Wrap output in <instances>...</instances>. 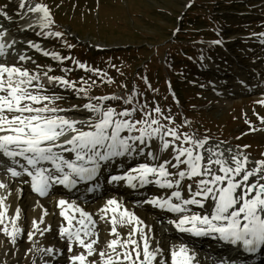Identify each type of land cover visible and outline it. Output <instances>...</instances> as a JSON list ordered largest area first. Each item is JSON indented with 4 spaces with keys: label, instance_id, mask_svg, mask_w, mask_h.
<instances>
[{
    "label": "snow or ice",
    "instance_id": "obj_1",
    "mask_svg": "<svg viewBox=\"0 0 264 264\" xmlns=\"http://www.w3.org/2000/svg\"><path fill=\"white\" fill-rule=\"evenodd\" d=\"M19 7L24 9L26 0H20ZM27 11L40 14L38 26L42 31L38 35L63 37L60 31H44L52 25V18L49 9L43 4L35 3L32 6L29 3ZM0 17L11 20L3 10H0ZM5 34V31L0 30V38ZM259 35L264 36V33ZM212 43L221 45L222 41L218 39ZM12 47L0 43V58L10 55ZM30 47L40 50L36 44H30ZM67 47L73 45L67 44ZM49 55V52H44V56ZM51 57L57 61L62 59L56 53H51ZM29 59L26 55H19L20 62ZM72 62L79 68L86 67L79 61ZM7 65V60H0V157L3 158L0 164L8 162L5 167L12 178L29 177L30 181L24 182L30 183L34 194L45 197L54 185L72 190L81 182L92 181L101 162L138 153L151 163H139L123 174L111 175L109 184L125 182L130 188L155 185L160 189H171L170 196L152 197L141 203L178 214L168 223L179 233L194 237L211 236L230 245H240L248 253H255L264 246V159L252 160L244 152L231 148L222 151L219 144L207 147V137L182 133L179 126H173L175 122L172 116L164 115L159 106L149 109L147 103L133 105L135 92L123 97H88L89 102L73 106L72 110L82 107L84 111L94 114L95 119H69L61 114L68 110L60 109L54 103L65 97L48 95L41 83H35L41 79L40 74L16 66V61H13L12 66ZM87 70L92 71L90 68ZM47 78L53 87L71 89L81 98L88 96L85 88H74L67 79L50 75ZM145 83H148L146 78ZM119 100L125 106L133 107L131 110L125 107L117 111L115 107L101 106V101ZM260 103L264 104V99ZM137 112L142 114L139 120L135 119ZM162 120L167 123H162ZM124 132L127 135L122 136ZM69 134L70 138L59 142L61 137ZM150 141L154 142V146L149 144ZM175 142H180V146H174ZM65 144L70 147H65ZM63 153H73L75 159H66ZM161 153H167L170 158H163ZM205 160L206 163H202ZM45 162L50 163L51 167H44ZM185 178L196 179L185 185L182 183ZM0 187L4 185L0 184ZM88 190L92 191L91 188ZM182 190H186L187 198L182 196ZM65 205L81 217L77 221L80 228H59L61 237L66 236L69 241V253H73L71 242L75 240L78 245L86 247L88 256H92L93 245L97 244V240L86 243L81 238V232L86 237L92 235L86 224V221L93 223L92 217L75 204H69L63 198L58 200L57 206ZM192 206L199 210H193ZM121 207L116 199H108L106 206L101 209L100 219L103 220L110 210L114 225L135 223L137 226L131 228L126 240L121 241L117 235L116 239L107 243L111 252L99 253L103 264H195L194 253L190 254L183 243L172 245L169 252L162 248L160 241L152 247L153 230L149 227L145 232L141 227L142 222L131 211L118 213ZM19 212L18 208L17 214ZM60 215L68 221L69 226L72 225L75 216L67 215L66 210H62ZM33 227H36L35 221ZM19 231L16 228L13 233H8L13 243ZM112 233L116 234L115 226ZM137 234L139 239H134L133 236ZM32 237L33 232L30 231L29 240ZM117 245L123 249L122 252H117ZM41 251L51 255L53 249ZM69 260L72 264H85L84 255L73 254Z\"/></svg>",
    "mask_w": 264,
    "mask_h": 264
},
{
    "label": "rangeland",
    "instance_id": "obj_2",
    "mask_svg": "<svg viewBox=\"0 0 264 264\" xmlns=\"http://www.w3.org/2000/svg\"><path fill=\"white\" fill-rule=\"evenodd\" d=\"M0 1L4 6L0 10L15 15L11 20L0 17L11 27L13 40L25 42L26 39L19 35L20 26H16L17 23L25 24L26 15L22 16L25 8L19 7L20 0ZM33 2H41L49 9L52 25L44 31H60L63 37L42 35V41H35L40 50L30 49L31 54L41 52L40 62L44 68L52 69L57 76L70 72L71 75L66 79L74 88H85L88 92V96L81 98L71 89L46 86L48 95L67 93L65 99L54 102L61 109L68 110L62 112V115L73 120H94V114H83L82 107L72 110L73 106L89 102L88 97H123L135 92L137 100L134 99L133 105L138 104L146 95L142 88L146 78L152 90L159 93L157 101L164 102L161 108L163 114L171 115L175 122L173 126H179L182 133L207 137L209 142L223 143L227 147L231 145L234 151H242L252 160L264 159V108L258 99L252 98L254 94L220 101L215 100L209 89L196 93L198 89L190 86L179 70L184 68L190 76L197 68L192 66L193 62L175 57L176 48L189 47L191 50L198 47L201 51L195 58L201 61L199 75L204 76L202 83L205 86V80L210 83L208 78L212 76L214 84L221 81L214 74L217 65L225 66V73L228 74L224 81L226 84L239 77L251 79L254 73L262 74L264 66L260 58L264 55L261 42L264 36L259 34L264 33V0H26V6ZM198 28L207 29L208 33L191 32ZM37 29L42 31L39 27ZM29 33L34 35L33 32ZM218 39L222 44L212 46V42ZM67 44L73 47L69 48ZM96 46L101 49H96ZM15 50L20 51V48ZM44 52L50 55L46 57ZM51 53H56L62 59L53 60ZM165 55L172 65H176L170 69V75L165 70ZM73 60L86 67L79 68L73 64ZM139 61L142 62V69L137 72L136 63ZM89 68L92 71H88ZM168 80L176 84L177 80L182 81L179 86L183 90L179 94L183 100L176 101L178 97L174 95L172 86L168 85ZM155 88L163 89L165 93ZM157 101L144 103H148L149 109H152L157 106ZM92 102L95 103V100ZM133 105L125 106L122 100L101 101L102 107H115L117 111L125 107L131 110ZM141 117L140 112L135 114V119ZM161 122L167 123L164 120ZM149 144L154 146L152 141ZM177 144L175 142L174 146ZM120 164L125 162L121 161ZM21 201L28 204H24V210L20 212L33 216L36 200L24 197ZM48 209L51 210L50 204ZM11 217L9 214L0 216V264H71L66 253L51 259L45 255L46 252L41 251L49 246L54 249L63 248V237L59 234L60 240L54 239L49 232V224L46 233L40 232L36 237L33 220L29 218L26 223H21L23 217H19L16 221L18 227L26 228L27 232L22 236L17 233L16 242L13 243L12 237L8 235L13 232L5 231ZM30 231L33 232L31 240L28 238ZM160 242L164 250L177 244L173 237L169 238L165 234L160 236ZM54 249L52 255L56 251ZM99 260L95 256L87 261L99 264Z\"/></svg>",
    "mask_w": 264,
    "mask_h": 264
},
{
    "label": "bare ground",
    "instance_id": "obj_3",
    "mask_svg": "<svg viewBox=\"0 0 264 264\" xmlns=\"http://www.w3.org/2000/svg\"><path fill=\"white\" fill-rule=\"evenodd\" d=\"M32 5V4H31ZM38 16H39V14H37ZM36 15V16H37ZM29 19V18H28ZM2 20L0 19V22H1ZM3 28H4V25H1ZM8 35L7 34H5V36L4 37H7ZM19 43H21L20 41H18ZM21 45H23V43H21ZM243 80H246L247 81V83L246 84H248V86H250V84H252V81H251V79H249L248 77H244L243 78ZM227 85H229V86H231L232 88L231 89H225V87L224 86H227ZM227 85H225L224 83H220V90H222L221 92H223V93H225V92H227V93H229L230 92V94H228V95H232L233 93H235V94H237V96H240V95H242L244 92H246L247 90H249V89H251L252 88V86H250V88L249 89H247V88H245V87H242V86H239L240 85V83L238 82V81H233V82H231L230 84H227ZM230 90H232V91H230ZM256 91H261V89H259L258 87H257V89H256ZM237 96H235V97H237ZM228 99V98H227ZM145 101H144V98H143V102H141V103H144ZM148 104V103H147ZM150 105L148 104V107H149ZM153 115H155L154 113H153ZM140 116H142V114L140 113ZM124 133H126V132H124ZM62 138V137H61ZM217 144H219L220 145V150H226V149H228V148H231V149H233V150H235L234 149V147H232L231 145L230 146H228L227 147V145H225V144H223V143H216V142H208V145H207V147H214L215 145H217ZM202 151V150H201ZM206 155V154H205ZM126 157H128L130 160H132L133 159V157H129V156H126ZM203 163H206V160L203 162ZM250 179H253V178H250ZM254 180V179H253ZM254 182V181H253ZM124 186H126V187H128L127 185H124ZM142 190H144V189H142ZM141 191H139V193H140ZM49 193L51 194L50 195V197H48V198H50V199H43V200H38V202H36V205H35V208H36V210L34 211L35 213H34V215L33 216H30V215H24V217H23V220H22V223H26L27 222V219L29 220V218H30V220L32 219L33 221H32V225H33V222L35 221V224H36V227H35V231H36V237H38V235L40 234V232H43V233H46V231H44L45 229H47L48 228V223H50L51 221H50V217H47L46 216V214L48 215L49 213L47 212L46 213V211H45V209L46 208H48V204H51L52 205V207H51V210H50V214H51V211L54 213V216H53V220H52V223H50L49 224V232H50V234L52 233V237L54 238V239H56V240H58L59 239V237H58V232H59V226H58V224H56L57 223V220H59V215H58V209H60V207L61 206H57L58 205V200L59 199H61V197L60 196H58L57 197V195L55 194V193H52V192H50V190H49ZM43 206V207H45V208H43V210L41 209V206ZM44 211H45V213H44ZM13 212H15L14 210L12 211L11 210V208H9V207H7V208H5V212L4 213H6V214H9V215H13ZM15 213H17V211L15 212ZM18 216L17 217H12V219L11 220H9V222H8V224H13L14 225V223L16 222V220H18L17 218L19 217V215H21V212H19V214H17ZM21 217V216H20ZM77 218V221L79 220V219H81V217H80V215H79V213H77L76 214V216H75V219ZM13 221H14V223H13ZM77 221L75 222V223H77ZM145 221V220H144ZM142 222V221H141ZM145 223L146 224H141V227H143V230L145 231V232H147L148 231V228H149V222L148 221H145ZM7 224V225H8ZM87 224V223H86ZM148 224V225H147ZM16 227L17 226H19V223L18 222H16V225H15ZM21 226H24V224H21ZM50 226H51V229H50ZM16 227H12V226H10V227H5V231L7 232V231H12V232H14V230L16 229ZM81 227V225L80 224H78L77 226H75V227H72L71 228V230H75L76 228H80ZM87 227H89L88 225H87ZM23 230H27L26 228H22ZM37 229H39V231H37ZM4 231V232H5ZM130 231V230H129ZM42 233V234H43ZM104 234L103 235H105L104 237L105 238H109V240L111 239V237H112V239H116L117 238V233L116 234H113V233H105V232H103ZM167 234V233H166ZM56 237V238H55ZM123 237V236H122ZM118 238L121 240V241H123L124 239H122V238H120L119 237V235H118ZM133 238L134 239H139V235L137 234V235H135V236H133ZM158 241V240H157ZM211 241V240H210ZM171 248V247H170ZM58 249V248H57ZM54 250H56V249H54ZM107 252H109V251H111V249H108V248H106L105 249ZM42 256H47L48 258H51V259H54V258H56L57 257V255L56 254H54V255H49V254H47V253H45V255L44 254H41ZM93 257V256H92ZM195 258L197 259V260H200V258H199V255H195Z\"/></svg>",
    "mask_w": 264,
    "mask_h": 264
},
{
    "label": "trees",
    "instance_id": "obj_4",
    "mask_svg": "<svg viewBox=\"0 0 264 264\" xmlns=\"http://www.w3.org/2000/svg\"><path fill=\"white\" fill-rule=\"evenodd\" d=\"M198 17H200V16H196L195 18H198ZM182 28H185V27H182ZM173 31V30H172ZM196 31H203V32H207V29H204V28H198V29H194L193 31H191V32H196ZM211 32H213V31H211ZM188 33V32H187ZM208 33V32H207ZM205 37V36H204ZM203 37V38H204ZM189 47H182V48H176V51H175V57H179L180 58V60H184V61H186V60H189L190 62H193V65L192 66H195L197 69H195V70H193L189 75L190 76H188V74H186L185 73V71H184V68H180V70H179V72H181L180 73V75L186 80V82H189L190 83V86H193V87H195L194 85H195V80H196V82L198 81V80H200L203 76L202 75H199V70H198V65H200V62L198 61V59L197 58H195V56H196V54H198L201 50H199V48L198 47H195V48H193V49H188ZM138 49V48H137ZM184 50V51H183ZM189 51H190V53H189ZM165 59H167V61L165 62L166 63V73L168 74V75H170V69L171 68H173L174 69V67H176V65H172L171 63H170V61L171 60H169V58H168V56L167 55H165ZM141 61H139L138 63H136L137 65H136V71L137 72H139L141 69H142V67H141ZM170 82V86H173V88H175L176 89V91L177 92H181L180 90H183L182 88H180L179 87V84H181V80H177V83L178 84H176V83H174V82H172V81H169ZM194 83V84H193ZM142 88H144V90H147L152 96H154V97H157L158 95H159V93H155L156 91L155 90H152V88H150L149 87V85L148 84H144L143 86H142ZM155 89H157V88H155ZM157 91L158 92H160V93H165V90H163V89H160V88H158L157 89ZM196 91V90H195ZM197 92V91H196ZM155 114V113H154Z\"/></svg>",
    "mask_w": 264,
    "mask_h": 264
}]
</instances>
